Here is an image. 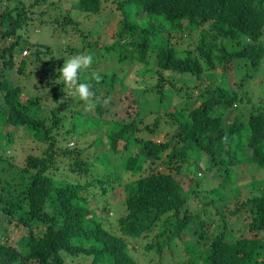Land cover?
Here are the masks:
<instances>
[{
	"label": "trees",
	"instance_id": "16d2710c",
	"mask_svg": "<svg viewBox=\"0 0 264 264\" xmlns=\"http://www.w3.org/2000/svg\"><path fill=\"white\" fill-rule=\"evenodd\" d=\"M48 2L53 4L54 0H0V138L3 142L16 141L13 131L23 127L48 145L42 156L30 154L25 158L21 182L1 184L0 179V264H72L74 259H85V264H141L139 258L153 249L164 264L165 248L171 251L174 246L187 255L180 264H264V178L253 181L252 193L245 200L222 205L236 193L237 198L243 197L241 189L236 188L237 176L248 169L264 172V108L257 112L253 108L249 113L239 109L243 100H252L248 80L264 63V0L74 2L76 13L105 17L102 22H107L112 42L105 41L109 32L102 30L97 43L91 39L86 43V30L70 9L62 15L63 20L56 16L48 22L57 25L52 28L54 34L56 28L59 33L68 26L80 29L91 55L103 56L105 51L115 49L119 60L131 59L134 64H148L154 58L151 73L159 79L153 94H158L167 115L156 118L148 128L157 135L160 123L169 118V127L177 129L167 141H156L139 135L144 119L139 109H134L131 121L102 118L106 102H114L115 88L125 85L126 79L115 84L121 75L117 70L101 72L100 81L79 74L78 82L88 83L95 93L86 103L98 113L93 115L96 122L92 129L98 134L92 145H103V152L96 154L99 161L107 163L110 157L114 162L120 160L127 173L137 176L125 184L122 209L107 200L109 204L100 209L101 215L90 206V197L83 192L86 187L49 174L60 152L76 159L69 164L74 172L86 175L93 165L82 156L84 149L60 147L57 151L59 135L68 139V134L78 129V123L68 125L67 121L79 111L70 106L73 97L66 92L71 88L60 81L58 64L46 59L51 46L40 39L32 42L29 36L33 22H45L33 16L35 7ZM53 6L60 9L61 1ZM113 9L119 11V19L112 15ZM100 21L89 30L99 27ZM196 28L202 29L196 32ZM181 42L186 44L178 45ZM27 47L34 49L36 69L28 70V58H22L15 70L16 54ZM239 62L244 64L240 66ZM239 67L246 72H241V77L236 73ZM14 70L17 76L29 80L40 73L35 88L40 84V88L46 87L41 82L45 78L49 91L31 94L25 78L27 87L14 85ZM175 74L196 80L191 83L185 77L179 84L172 77ZM123 90L125 87L118 92ZM173 96L180 102H174ZM46 103L49 113L43 111ZM232 107L236 110L234 119L224 123L226 110ZM101 137L105 141L99 142ZM168 149L164 160L161 157ZM6 159L0 154V168ZM197 161L203 162L200 166L204 171L194 169ZM164 162L171 172L163 171ZM208 162L220 170V180ZM116 168L106 166L109 176ZM185 171L197 182L194 189L187 188L179 178ZM206 171L210 173L209 182L203 181ZM213 178L216 185L208 186ZM100 179L104 195L109 193V186L114 189L113 181L108 180L106 186ZM109 206L114 209L109 210ZM207 208L211 212L207 219L196 213ZM242 208L249 211V234L242 232L232 238L223 231L211 232L213 220L223 226L227 214L235 215ZM115 209L118 211L114 214ZM153 231L155 239L145 243L143 235Z\"/></svg>",
	"mask_w": 264,
	"mask_h": 264
},
{
	"label": "rangeland",
	"instance_id": "374dc122",
	"mask_svg": "<svg viewBox=\"0 0 264 264\" xmlns=\"http://www.w3.org/2000/svg\"><path fill=\"white\" fill-rule=\"evenodd\" d=\"M27 2H31L33 0H26ZM57 1H61V8L57 9L56 7L53 6V4ZM77 0H54V3H45V4H39L37 7H35L36 10V15L34 14L33 16H37L40 19H43L45 22L40 23V22H33L31 24V31L29 33L30 38L32 39V42H36L38 39L42 40L43 42H46L49 44L52 48V52L49 53L46 57V59H53L57 64L58 67L60 68L65 59L70 58L73 55L84 53V54H89L88 48H86V43L89 42L91 39L92 42L97 43V40L100 36V33L102 30H106L109 32L105 38H107V42H112L114 37H111L109 28L106 26V23L102 22L105 20L104 16H98V15H91L88 16L86 13L78 12L76 13V9L73 7V3L76 2ZM52 4V5H51ZM71 10L74 14L75 17L78 21H80V27L86 30V35L84 36L88 41L84 42V38L80 32H82L80 29H76L75 27L68 26V29L65 32H60L56 28L57 34L52 33V28H55L57 25H52V27L48 22H53L54 18L56 16H61L63 20L64 14H66L67 10ZM112 15L115 16L116 19H119L121 16L118 15L119 11L116 9H113ZM63 15V16H62ZM100 21L99 27L93 29L90 31L89 29L97 24ZM108 25H110V19L108 20ZM79 27V28H80ZM202 28H196V32H199ZM89 30V31H88ZM91 34V35H90ZM99 41L101 43L105 42ZM180 44H186L184 42L179 43ZM3 46L2 41H0V48ZM101 47V46H100ZM98 47V48H100ZM101 49V48H100ZM32 51H34L33 48H28L22 52H19L16 54V61H15V67L14 69L17 70L19 67V62L21 61L22 58H28V64L29 68H34L36 69V58L32 57ZM105 50H102L104 52ZM102 56H97L96 53L92 54L93 56V63L91 64L92 66L83 70L85 71L84 74L80 73L81 78H94L96 74H100V80L103 79V73L112 72L113 70H117L119 75V80L116 83L122 84L124 79H126L125 85L120 86L117 85L115 88V91L113 93L112 98L114 99V102H106L105 105V110L102 115V118L106 119H115L118 121H131L132 118L134 117L136 111L135 110H141L143 112V120L140 122V128L142 131L139 132V135L149 138L154 139L156 141H167L168 139L171 138V136L176 132V128L174 127H169L170 122L169 118L166 120L165 118V123H160L159 130L157 131V135H152L150 133V127L153 122L156 120L158 117H163L167 114H165V111L163 110L165 108V105L163 102L159 100L158 94H153L155 91L154 89V84L158 81L159 77L155 76L151 73L153 70L154 66V58H150V61H148V64L142 63V64H134L131 59L126 60V61H121L119 60V55L117 54V51L115 49H112L110 52H106ZM31 58L33 61H31ZM41 63V62H39ZM240 66L243 65V62H239ZM238 64V65H239ZM39 65V64H38ZM149 68V69H148ZM12 71V83L14 85L18 86H23L26 84H29L30 86L27 88L31 94H36L37 92L41 91H49L48 85V80L45 78L43 79V85H46V87L40 88L41 84L35 88V83H36V78L38 75H41L40 73H35L31 80H29L27 77L24 75H21V78L17 76L16 72ZM27 70V71H28ZM92 70V71H88ZM242 70V71H241ZM41 72V71H40ZM241 72H246L241 69L240 67L236 70V73L238 77H241ZM43 73V71H42ZM253 77L248 80L249 85H248V93L252 97V100H243L244 102L241 103L240 105V111H243L244 113H249V111H252L253 108L255 109L254 112H257L258 110H262L264 108V63L262 66L256 71L255 73H252ZM17 76V77H16ZM44 74L42 75V77ZM16 77V78H15ZM171 77V76H170ZM173 78L177 79V82L181 84L182 79L187 77V80H190L191 83L193 80H196L195 78H192L191 76L187 75H181V74H175L172 76ZM29 80V82H25V79ZM15 79V80H14ZM230 84H233V74L232 71L230 72ZM98 80V81H100ZM97 81V80H96ZM190 83V84H191ZM123 92H118L120 89H124ZM133 88V89H132ZM157 88V87H156ZM44 89V90H43ZM68 91L66 92L67 95H72L73 97V104L70 105L71 107L75 108L76 110L73 111H79V114H75L73 116V119L69 118L67 121L68 125H72L73 123L77 124L78 123V129L74 131V133L68 134V139L66 137H63L64 135H59L58 139L60 140V143L58 144L57 151H60V147L63 148H69V149H84L82 156L84 158H87L91 161L93 167L89 171L88 174H82L78 172H74L71 170L69 167L70 163H74L76 159L73 158V155L68 156V155H63L62 152H60L56 156V164L53 165L49 169V174H56L59 176V178L64 179L66 178L75 180L76 182L80 183L82 187H86L85 190L83 191L84 194L88 197H90V206L98 209L97 213L98 215H101L102 209L105 205L108 206V204L115 203L114 207L118 209H122V203L123 200L125 199L126 195V190L124 189L125 184L127 182H132L133 179L137 178L135 175H131L130 173H127L125 171L124 165L120 160L118 162L112 161L110 157V161L107 163H102L99 161V157H97L98 153L103 152V149L101 147L103 146L102 144H97L95 146L92 145L93 140L97 137V134L95 129H92L93 126H95L96 120H94L93 115L98 116V113L94 111L93 107H90L89 104L85 101L78 100V97L73 95V89H67ZM133 90V91H131ZM194 96L198 95V92L194 91ZM52 92H50V95ZM139 100V103L137 101ZM174 102L178 103L180 102L179 97H174L173 96ZM45 102L51 103L50 100H46ZM113 103V105H112ZM167 103V102H166ZM263 106V107H261ZM85 107V108H84ZM50 108V105L48 103L45 104L44 110L43 111H48ZM84 108V109H83ZM235 107L229 108L226 110V113L228 114L226 118H224V123L231 122L234 119L236 110L233 109ZM135 109V110H134ZM69 111L72 112L71 108L68 109ZM46 111V112H47ZM49 113V111H48ZM72 120L74 122H72ZM82 123V124H80ZM80 124V125H79ZM99 126V125H96ZM13 137H16V141H6L3 142L4 138H0V154L6 157L7 162L4 163V166L0 168V179L2 180L1 184H6V183H15V182H21L23 180V175L25 174L22 168L26 164L25 158L28 155H36V156H42L46 147L48 146L46 142L42 141L41 138H37L34 136L33 132H28L25 128L19 127L16 128L13 131ZM62 133V131H61ZM150 133V134H149ZM16 135V136H15ZM1 136V135H0ZM42 137V136H40ZM107 139V137H106ZM101 140H104V137H101L99 142ZM70 141H74V145L70 146L68 143ZM98 142V143H99ZM123 142L120 143L119 148L122 147ZM18 145V147H17ZM70 146V147H69ZM97 146V147H96ZM170 149L166 150L164 153L163 158L166 160L167 153L169 152ZM96 155V156H95ZM196 157V156H195ZM195 159V158H194ZM192 160V158L190 159ZM206 160H208L206 158ZM117 161V159H116ZM195 161V160H194ZM8 162L12 163V166L8 164ZM212 166V169L216 171L217 177H219V180L221 179L222 175L220 176V170L217 169V167L210 162H208ZM164 170L163 171H172L170 168H168V165L162 163ZM203 165L202 161H197L194 165V169L198 168L204 171L203 167L200 166ZM106 166H110L112 168H116L112 176H109L108 170H106ZM236 177V176H235ZM238 177V178H237ZM235 179L236 183V188L241 189L243 193L242 195L238 196L237 198V193L234 191V195L230 196L227 198V200L222 203V205H232L234 201H243L247 196H249L252 193L253 189V181L254 180H260L264 178V172L263 171H256L252 169H248L243 172L242 175L237 176ZM103 178L106 182L105 185H108V180L113 181V188L109 186V193H106L104 195L102 193V187H101V179ZM181 178V181L183 184L188 188L191 186L192 189H194L196 186H198L197 182L195 179L192 177V174L189 172H183L179 176ZM216 178V177H215ZM215 178H213L212 182L208 183V186H215L216 181ZM204 182H209L210 181V173L209 171H206L204 177H203ZM230 184H234L231 182ZM255 184V183H254ZM107 200L109 203H107ZM198 205V204H196ZM118 206V207H117ZM109 210L114 209L113 207L109 206ZM115 209L114 214L116 210ZM207 211V214L205 212ZM197 214L201 218H206L207 215H210V209L207 208V210H201V211H196ZM106 214L103 211V215ZM232 216V217H231ZM227 223H224L225 225L219 226V222H216V220H213L212 223L215 225L213 226L212 231H221L223 227L229 224V228L226 230L227 235H229L232 238H237L242 235V232L244 234H249L248 229L246 227L247 222L249 221V211L248 208H242L240 211L237 212L235 215H229L227 214ZM158 229H156L157 231ZM215 234H218L216 232ZM211 235V234H210ZM208 235V236H210ZM143 239L145 243H149L155 239V231L150 232L146 234V236L143 235ZM141 242V241H140ZM179 248L177 246H174L171 251H169L168 248H165V252L163 253V263L164 264H180L183 262V259L187 257V255L182 252L179 253ZM262 255H264V248L261 250ZM140 251H137L135 254L138 257ZM139 261L141 264H162L159 260V255L156 254L155 250L153 249L151 252L143 254L139 258ZM68 263H70V260H68ZM85 264L86 260L85 259H80L76 260L74 259L72 261V264ZM191 264V263H190ZM198 264V263H196Z\"/></svg>",
	"mask_w": 264,
	"mask_h": 264
},
{
	"label": "clouds",
	"instance_id": "9594fccd",
	"mask_svg": "<svg viewBox=\"0 0 264 264\" xmlns=\"http://www.w3.org/2000/svg\"><path fill=\"white\" fill-rule=\"evenodd\" d=\"M92 63L93 56L91 54L80 53L65 59L63 65L57 70L59 72V79L62 84L66 85L68 88L73 89V95L78 97L79 100L85 102L89 101L90 98L94 97L95 93L91 90L90 85L88 83H79L78 78L79 74L83 70L87 69ZM94 78L98 81L101 77L99 74H96ZM61 102H63V100ZM89 106L91 107V105ZM68 145L73 146L74 141H70ZM223 229L221 231L227 233V229ZM210 230L212 233L220 232L212 231L213 227H211Z\"/></svg>",
	"mask_w": 264,
	"mask_h": 264
}]
</instances>
